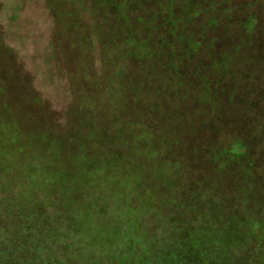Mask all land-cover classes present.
Segmentation results:
<instances>
[{
  "label": "rangeland",
  "instance_id": "374dc122",
  "mask_svg": "<svg viewBox=\"0 0 264 264\" xmlns=\"http://www.w3.org/2000/svg\"><path fill=\"white\" fill-rule=\"evenodd\" d=\"M206 1L209 0L195 3L200 6ZM140 2L132 0L126 14L134 24H138L137 19H144ZM219 2H225L224 8L232 9V19L206 31L205 50L209 48L207 42L212 44L215 40V52H201L181 72L187 82L194 83L197 76L192 73L200 71L207 60L230 56L229 70L221 73V85L214 91L221 104L220 118L234 123L238 130L237 126L242 127L243 132L246 127L248 133L247 127H250L255 131L249 133L250 138L258 139L250 144L249 159L232 162L227 169L218 170L215 153L223 150L217 145L226 143L227 135L216 138L217 134L214 137L210 134L208 138L207 132H198L192 138L180 139L177 145H171L170 136L164 154L154 161L140 160L151 180L143 184L146 189L141 186V191H136L135 206L138 207L137 201L142 207L154 199L153 209L158 212L154 213L160 215L149 213L141 220L148 231L149 228L157 230V224L164 222V218L171 227L175 222L181 226V221L187 225L186 232L198 240L196 245L202 246L193 257L198 264H264V0ZM91 4L92 0H0V218L15 204L16 217L17 213L35 217L45 208L49 217L47 224L58 219L63 222L62 215L69 219L73 214L69 213L71 207L95 204L100 194L109 198L112 206V202L122 198L117 194L118 189L131 184L140 169L135 153L138 137L135 138L134 131L117 133L113 104L105 99L113 75L106 69L105 52L110 47L106 43L107 26L97 29L101 42L97 43L92 35L94 43H88L95 28ZM146 9L153 11L152 7ZM220 10L219 7L215 11ZM191 13L184 3L176 1L174 15L189 18ZM99 14L102 19L106 17L105 11ZM251 18L255 26L249 37L243 26ZM204 22L185 19L181 27L190 34L197 33ZM133 58L136 63V56ZM130 69L132 85L147 77L145 73L133 74V68ZM148 73L154 82L155 78L168 77L167 71L160 72V76ZM180 95L188 96L189 101L196 98V92L188 89L181 90ZM155 127L154 133L158 135V125ZM166 139L161 137V143L167 144ZM192 148L196 149L193 154ZM132 151L130 160L127 155ZM229 154L237 155L234 149ZM146 157V154L142 156ZM248 160L253 162L252 169L247 165ZM30 169H34L39 183L52 180L46 185L47 190L37 185L35 193L27 191L29 181L25 178ZM160 170H163V179ZM65 176H70V180H64ZM20 183L25 186L23 189ZM140 209L142 213L144 210ZM100 213L99 216L107 214ZM12 224L13 221H8L6 229L12 230ZM42 224L41 220H26L24 228L20 225L23 231L27 227L34 229L27 237H15L10 231L9 242L0 247L5 251L3 259L13 264L29 257H37L38 264H59L56 256L67 260L70 242L64 246L52 242L55 249H51L47 241L50 236L57 238L61 223L50 229L44 227V232ZM81 226V223L76 225V232L82 230ZM71 227L73 230L74 226ZM254 231L257 235L253 237ZM170 235L173 240V233ZM178 235L177 239L184 238L183 234ZM215 235L227 237L234 244L239 242L235 250L226 246L230 248L228 258L233 262H222L220 254L224 247L218 240L214 239L217 250L221 251L217 256L206 246L207 240L214 242ZM30 238L40 242L30 243ZM89 238L80 237L82 250L93 240ZM18 239L27 244L24 249L14 245L17 251H23L24 257L19 253L14 256L16 251L10 253L11 241ZM29 246L37 255L30 252ZM245 256L254 262H245ZM8 262L1 261V264Z\"/></svg>",
  "mask_w": 264,
  "mask_h": 264
},
{
  "label": "trees",
  "instance_id": "16d2710c",
  "mask_svg": "<svg viewBox=\"0 0 264 264\" xmlns=\"http://www.w3.org/2000/svg\"><path fill=\"white\" fill-rule=\"evenodd\" d=\"M176 1L142 0L139 5L141 6L140 9L143 10L144 19H137L138 24L131 22L126 15L132 0H92L90 5L95 28L92 31L93 34L89 36L88 43L90 42V45L94 43L91 41L92 35H94L97 43L102 41L100 31H97V29L102 30L103 25L109 29L106 43L110 44V47L105 52V60L108 62V68L106 69L112 71L110 73L113 74V77L111 76L109 79L110 85L107 86L105 99L113 104L117 133L121 135L122 131L124 133L134 131L135 138L138 137L135 153L140 169L136 172L131 184H126L125 189H118L117 194H120L122 198L116 199L111 206L109 205V198H104L100 194L96 197L95 204L89 202L86 205H74V208L71 207V211H69L70 214L73 213L69 219L68 216L62 215L63 222L58 219L56 223L48 222V224L49 217L45 212V208L40 209L35 217L21 216L20 213H17L16 217L15 209H17V206L13 204L10 212L0 218V247L7 245V242H9L10 231L18 238L27 237L28 234L35 232L34 229L28 230L30 227L25 228L24 231L20 230V225L23 226L26 220H41L44 221V224L41 225L42 229L47 226L48 228H54V225L61 223L60 232L56 235L57 238L47 237L50 246L52 242L56 244L59 242L60 246L70 242L71 247L67 253V260L57 257L56 253L54 254L59 264H198L194 262L193 257L197 255V252L199 253L202 246L196 245V242L199 244L198 240L190 237L191 233L186 232L187 225L182 221L181 226H179V222H175L171 227L165 222L167 218H164V222L157 224V230L151 229V231L150 228L149 231L146 230L148 228L141 223V220L149 213L155 216L160 214L154 213L157 212L153 209L154 199H149L144 204L141 203L142 207L137 201L138 207L135 206L136 191L138 189L141 191V186L146 189V185L143 184L147 183V179L148 181L151 180V177L148 178V172L143 168L140 160L149 162L159 158L161 154L166 152L170 143V136L171 145H177V141L182 138L189 139L198 132H207L208 138L210 134L212 136L217 134L216 138L227 135L225 137L227 142L217 145L224 152H216L214 159L218 170H223L224 168L227 169L232 162L249 159V151L252 150L250 144L258 138H250L249 133L255 132L250 127H247L248 133L246 127L245 132H243L241 131V129L243 130L242 127L237 126L240 129L238 130L234 123L229 124L224 117L220 118L222 114L221 104L219 101L217 102L218 96L214 94V91L219 89L218 87L221 85V73H227L229 70L230 56H222L220 60H207V63L198 69L200 71L192 73L197 76L194 83L187 82L186 76L182 75L181 72L201 52H215V40L212 44L206 41L209 48L205 50L206 31L209 28H218L222 21L228 22L231 18L232 9L224 8L225 2L220 3L219 0H209L206 1L205 5L200 6H197L196 0H180L187 6V12H192L191 17L185 18L173 14ZM86 5L87 2H85ZM149 7L153 8L152 12L147 11L146 8ZM219 7L221 8L220 12L215 11ZM101 11L106 12L104 19L99 14ZM190 18L205 21L201 27L202 30L190 34L184 26L181 27L185 19L189 20ZM254 26L255 21L253 18L248 19L243 26V30L249 33V37L253 33ZM134 56H136V63H133L135 62ZM159 59L160 62L157 63ZM130 67L135 72L133 74L144 75L145 73L147 77L142 81L136 80L138 83L132 85L130 82L134 80L129 77V74L132 73ZM166 71L168 77L160 80L155 78V82L148 73L151 72L154 76L159 73L160 76L161 73L165 74ZM165 84L167 87H164ZM184 89L195 91L196 98L189 101L188 96H181L180 92ZM213 123L215 126H213ZM156 125H158V135L155 134ZM161 137L163 139L167 138V144L161 143ZM232 149L235 150L236 156L229 154ZM195 150V148H192L190 153L193 154ZM132 153L133 151L127 155L130 160L132 159ZM144 153L147 156L146 158H142L145 155ZM219 158L223 161H220ZM244 164L246 165V161H244ZM247 165L252 169L253 162L249 161ZM162 171L160 170L161 179L164 177ZM26 173L25 180L29 181L27 191L31 190L35 193L40 185H42L41 190H47L46 185L52 181L45 179L43 183H39L34 169H30ZM14 177H16L15 174ZM20 179L21 176L19 175ZM64 180L69 181L70 176H65ZM167 181L171 183L172 180L168 179ZM19 185L22 187L21 189L25 187L21 183ZM37 185L39 186L37 187ZM20 193L22 192L20 191ZM110 200L112 201V199ZM140 208L144 210L142 213H139ZM100 211L107 214L99 216ZM88 214H91V216ZM7 219L13 221L12 230L6 229ZM78 223L82 224V230L76 232L75 227ZM71 225L74 226L73 230ZM171 233H173V240L170 238ZM180 233L183 234V239L179 238L178 234ZM253 234L254 237L257 232L254 231ZM216 235L212 236L213 240L219 241L220 245L224 247V252L221 253L217 250L215 240L214 242L207 240L206 246L210 248L215 256L221 253L220 259H222V262H233L228 258V249H238L239 242L234 244L227 237ZM81 236H87L88 240L90 236L93 238L85 250L79 247H82L80 243ZM177 236H179V239H177ZM29 241L34 244L40 242L34 238H30ZM61 241L63 242L60 243ZM11 244L13 249L10 247L12 249L10 253L16 251L14 256L19 253L24 257L23 251H17V249L25 248L23 240L11 241ZM25 245L27 246V244ZM226 246L232 247L226 249ZM52 247L55 249V246H51V249ZM29 249L30 252H33V255H37L31 246H29ZM203 251L206 253L205 244L203 245ZM81 253H84V255ZM4 255L5 251L0 250V264L1 261L8 262L3 259ZM68 259L70 262H68ZM249 260L253 261L252 258L245 256V262H249ZM36 261H38L37 257H29L24 262L26 264H38ZM234 262H238V260ZM46 263L54 264L55 262Z\"/></svg>",
  "mask_w": 264,
  "mask_h": 264
}]
</instances>
